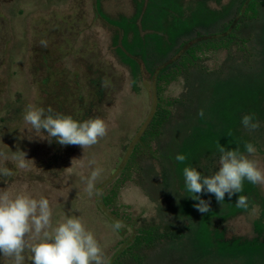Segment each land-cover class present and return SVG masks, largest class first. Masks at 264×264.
Segmentation results:
<instances>
[{
  "label": "rangeland",
  "instance_id": "rangeland-1",
  "mask_svg": "<svg viewBox=\"0 0 264 264\" xmlns=\"http://www.w3.org/2000/svg\"><path fill=\"white\" fill-rule=\"evenodd\" d=\"M8 5L0 12V170L9 174L0 176V193L47 198L53 228L79 216L107 264H264V185L245 180L243 192L223 202L197 194L210 201L202 214L183 176L188 166L214 175L219 145L247 155V142L257 149L249 158L264 169V0ZM81 9L80 22L67 17L75 26L65 42L44 47L32 37L41 12L63 21ZM28 105L77 121L99 117L107 134L85 150L49 141L46 130L37 134L24 121ZM158 109L169 120L145 136ZM246 114L258 129L243 126ZM19 158L27 167H17ZM97 167L102 195L89 197L86 179ZM240 195L246 208L235 206ZM23 255L32 264L30 250ZM0 264L11 260L0 254Z\"/></svg>",
  "mask_w": 264,
  "mask_h": 264
},
{
  "label": "clouds",
  "instance_id": "clouds-1",
  "mask_svg": "<svg viewBox=\"0 0 264 264\" xmlns=\"http://www.w3.org/2000/svg\"><path fill=\"white\" fill-rule=\"evenodd\" d=\"M40 43L47 46L45 40ZM199 115L204 116L203 109ZM23 119L37 134L46 130L49 141L56 138L61 145H79L84 150L107 134L105 121L99 117L77 121L70 115L54 112L51 107L45 110L28 105ZM241 123L250 131L260 127L259 122H254L252 114L244 115ZM244 148L247 155L241 153L239 148L229 151L219 145V170L212 176H203L191 166L183 169L186 189L194 200L199 201L194 207L200 213L210 211V201L200 199L197 194L206 191L214 194L218 202H223L226 194L231 198L236 193H242L245 180L264 185V169L258 161L249 158L255 155L257 149L250 142L245 143ZM175 159L183 163L187 157L177 155ZM75 161L72 162L73 166ZM90 163L94 164L95 161ZM17 167H27V160L19 158ZM102 171L99 167L94 168L86 179L85 191L89 197L102 195L95 187ZM8 174L7 169L0 170V176ZM235 206L246 208L247 197L240 195ZM51 218L52 210L47 198L37 200L26 194L12 198L7 191L0 193V254L8 257L11 264H23L26 249L32 253V264H107L100 242L85 227L82 218L71 216L55 228L52 227ZM122 227L119 221L112 225L114 231ZM34 237L42 239L32 244L29 241Z\"/></svg>",
  "mask_w": 264,
  "mask_h": 264
},
{
  "label": "flooded vegetation",
  "instance_id": "flooded-vegetation-1",
  "mask_svg": "<svg viewBox=\"0 0 264 264\" xmlns=\"http://www.w3.org/2000/svg\"><path fill=\"white\" fill-rule=\"evenodd\" d=\"M11 1H13V0H0V12L3 10V8L8 7L9 6L8 3L11 2ZM92 10H94V12ZM95 11H97V8H91L92 17L90 16V20H92V19L97 17V12H95ZM37 14H39V13H37ZM40 14H44V15L36 16L37 18L35 20L36 21L35 25H39L40 29L37 32H35L32 35V37H34V39L50 40L52 46H54V42H56V41L65 42L67 40L68 35L66 34V32L69 29H72L75 26L76 22H80L81 21L83 10L81 9L79 11V13H76L74 11V14L70 13L69 15H66V14L63 15L62 14L66 18V20H63V21H58L59 20V19H57L58 16L55 13H54L55 15H49L48 13L45 14V13H42V12ZM0 16H1V13H0ZM51 17H53V18H51ZM67 17H68V19L70 17H72L71 19L75 20V23L73 21L72 22H68L67 21ZM68 23H70V24L68 25ZM50 25L53 26L54 33H52L53 29H50L51 28ZM74 34H76V33H73V35ZM76 35L78 37L79 34H76ZM70 37H72V35H70L68 38H70ZM0 40H1V33H0ZM59 46H60V44H59ZM60 47H63V46H60ZM44 68L46 69V71L48 73L50 72V70L47 69V66H45ZM53 160L51 161L50 168L48 169V172L51 175L54 172V161Z\"/></svg>",
  "mask_w": 264,
  "mask_h": 264
},
{
  "label": "trees",
  "instance_id": "trees-1",
  "mask_svg": "<svg viewBox=\"0 0 264 264\" xmlns=\"http://www.w3.org/2000/svg\"><path fill=\"white\" fill-rule=\"evenodd\" d=\"M193 52H195V50H193ZM168 120H169V117H166V115H163L162 112H160V110L158 109L154 118L152 119L149 129L145 133V136L149 134L157 135L160 128L163 125H165L168 122Z\"/></svg>",
  "mask_w": 264,
  "mask_h": 264
}]
</instances>
